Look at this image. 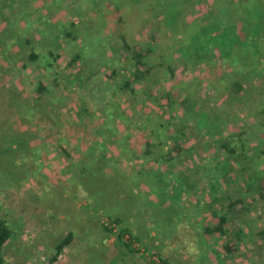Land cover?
Returning <instances> with one entry per match:
<instances>
[{"label": "rangeland", "instance_id": "obj_1", "mask_svg": "<svg viewBox=\"0 0 264 264\" xmlns=\"http://www.w3.org/2000/svg\"><path fill=\"white\" fill-rule=\"evenodd\" d=\"M39 1L55 8L57 13L70 10L57 19L60 28L71 19V9H83L89 5V10H93L95 6L108 2L112 9L104 15L102 29L109 31V37L97 41V46L108 51L107 58L116 57L120 52L128 62L131 54L121 36L130 44L140 46L151 41L154 47L148 54L147 64L155 66L152 69L155 76L143 82L132 80L137 95L133 105L137 109L131 110L129 104L127 113L134 117V122L128 129L102 135V150L106 154L98 161L93 159L92 164L83 155L75 156L73 160V155L67 153L68 148L66 152L50 148L56 153L48 151L45 155L43 149L33 144L37 143L39 132L26 116L28 109L24 100L48 110L50 101L53 104L59 102L61 114L73 115L78 142L82 139L83 127L88 134L93 132L97 110L89 92L77 89L79 72L69 63L78 45L62 37L63 47L55 49L48 25L37 21L39 9H24L16 0H0V78L5 81L0 85V202L2 215L12 229L3 248L6 264H44L55 252V245L69 232L72 233L71 242L53 264H264V205L258 201L260 195L254 198L253 190L247 192V196L243 195L250 208L240 209L244 210L239 212L240 219L233 221V228L242 230L233 242L235 251L225 250L223 243L228 236H219L209 230L214 221L211 210H218L219 202L210 195L207 177L195 181L199 174L209 173L204 170L205 164L211 168L215 166L211 139L205 133L200 134L196 141H191V156L186 159L180 156L173 161L172 167H167L169 162L160 163L158 152L163 145L154 135L165 129L166 120L173 116L182 120L186 113L193 116L203 112L210 117L207 127L211 131L216 134L224 129L229 133L238 132L248 145L254 144L256 147L253 148L259 150V153L250 151L239 160L228 159L229 181L222 178L220 181L232 188L240 186L244 189L248 182L253 184L260 180L248 169L242 172L240 167L250 164L264 168V152L261 150L264 149V84L259 78L247 75L248 68H244L243 62L235 61L222 67L219 65L221 61L217 60L195 68L181 52L189 34L202 23L218 19L217 2L225 1L179 0L183 15L177 23V30H171L165 23L168 18L171 23L175 19L168 16L163 4L159 5L160 0ZM56 6L61 10L58 11ZM223 8L226 11L231 9L228 5ZM208 15L211 18H207ZM52 30L57 34L60 29L55 26ZM25 36L35 40L38 60L28 57L30 47ZM118 61L122 63L123 60ZM167 63L171 64L174 75L168 71ZM257 64L264 74V62L257 61ZM236 78L250 89L247 97L234 96L228 91L230 81ZM38 79L49 84L54 81L52 86L57 92L36 96L34 88ZM163 84L169 93L179 96L192 92L191 108L187 111L180 108L169 114L166 110L160 111L167 108L166 103L151 102L143 110L142 101L148 96V87L157 95ZM110 90L116 104L131 94L127 89L116 88L114 81ZM4 101L6 107L1 103ZM81 108L88 109L89 113H85L84 118H76V112ZM152 110V117L144 115ZM193 127L194 120L186 119L185 129L189 132ZM5 129L10 133L5 134L10 136L7 144ZM109 143L117 150L109 147ZM49 154L56 162L50 164L47 161L51 159ZM168 168L179 171L186 183L178 186L172 179L167 184L161 181V175H171V171L165 174ZM68 171L71 179H67ZM49 175L53 181L41 179ZM53 175L58 178L57 182ZM214 177L212 181L218 182L219 177ZM162 185L164 190L158 188ZM32 188L40 190L37 195L32 193ZM114 214L123 222L118 224L116 231H108L102 221L114 218ZM127 234L136 238L131 240L133 248L125 245ZM152 255L157 259L154 260Z\"/></svg>", "mask_w": 264, "mask_h": 264}, {"label": "trees", "instance_id": "obj_2", "mask_svg": "<svg viewBox=\"0 0 264 264\" xmlns=\"http://www.w3.org/2000/svg\"><path fill=\"white\" fill-rule=\"evenodd\" d=\"M16 1L22 5L24 9L32 7L39 9L40 14L37 21L48 25L49 34L51 33L50 39L55 49H58L59 46L63 47L62 37H64V39L69 38L74 44L78 45V49L72 54L69 63L74 65L79 72V75L76 77L78 83L77 89L89 92L98 115L97 124L93 127V132L90 131L88 134L86 128H82L81 133L83 136L81 141H85L87 137L90 136L89 139L92 143L87 149L92 157L98 161L100 156L96 154V151H98V153L101 151V144L99 143L102 140V135L108 131H110L111 134H114L117 133L119 129H128L129 125L134 122V117H131V115L127 113L129 104L131 105V110L136 111L137 109L135 105H133L135 100H137V95L132 80L134 79L133 81L143 82L155 76V72L152 70L155 66L147 64L148 54L153 51L154 47L152 42H146L144 46H140L138 44H130L125 38H123V36H121L120 38L123 40V43L127 47L131 56L128 62H125L126 58L123 59V57H121L122 53L120 54L119 52L118 56H114L115 60L112 61L114 57L107 58L105 54H107L108 51L104 50L100 45L99 47L97 46V41L104 37H109V31L102 29L105 25L103 22L105 20L103 19L105 18L104 15L109 13L112 9L108 2H104L98 7L95 6L96 9L93 10H89V5L83 9H71L73 10L69 13L71 19L64 28H60L57 19L70 10L64 9V11H62L60 6H56L58 11L61 10L59 11L60 13H57L55 8L44 6V3H40L39 0ZM224 1L225 2L223 3L217 2L218 7L216 12L219 11L218 19L202 23L198 29L192 34H189L187 44L182 46L181 52L187 56L188 60L195 68H201L204 63L209 61L215 62L219 60L221 61L219 65L222 67L230 66V64L235 61L243 62L242 65L244 68H248L246 72L247 75L253 78H259L261 80L259 82L264 84L263 71L260 68L261 66L257 64V61L264 62V0ZM180 3L182 2L179 0H160L159 2V5L162 6L163 4V9L167 12L168 16L173 20L175 19V23L174 21H172V23L171 21H168L169 18L165 21L171 30L178 29L177 23L181 18V15H183V5ZM227 5L231 7L230 11H226L223 8ZM116 7H118V5H116ZM116 7L115 9L118 10ZM208 17L211 18V15H208L207 18ZM170 24L173 26L171 25L170 27ZM55 26H58L60 29L57 34L52 30ZM152 35V40H154L155 35ZM25 41L30 47L28 54L29 57L31 59H36L38 54L35 49V40H32L29 36H25ZM118 60L123 61L121 63ZM161 60H163V57ZM146 64L147 66H145ZM166 66L168 71L174 75L171 64L167 63ZM259 74L261 77H259ZM112 81H114L116 88L127 89L131 93L127 99L120 104H116L114 100H112L113 93L110 90ZM148 88L150 89L146 91L148 96L142 101L143 106L141 107L143 110L147 109L151 102L166 103L167 108L160 111L166 110L169 114L171 113L170 111L180 110V108L187 111L192 106L194 98L192 92H186L179 96L180 94L176 95V93H169L165 89V84H163L162 87L159 88L161 90H157V95H155V91L150 87ZM38 89L44 90L46 89V86L39 81ZM228 91L231 95L234 94V96L238 95L247 97L250 89L244 87V83L241 79L236 78L230 81ZM163 98L165 99V102H161ZM138 99L140 98L138 97ZM1 103L4 105L3 102ZM49 103L51 109L46 112L40 110L42 114L41 117L46 119L49 123H52L51 121L53 120H62V116L59 112L61 106L59 107V104L57 103L53 104L52 101ZM176 104L177 107L174 108ZM85 113H89V110H85L84 108L77 110L76 118H84ZM152 114L153 110L146 111L144 115L149 118L152 117ZM186 114V117L182 120L176 116H173L172 119L166 120L165 129L154 134L157 135V138L161 140L163 145L158 152V155L161 157L160 163L163 164L165 160L166 162H169L167 167H172L174 163L173 161H177L180 156L184 159L188 158L191 156L190 151H192V143L197 140L200 134H207L212 141V150L211 148L210 150L212 153V159L215 160V166L214 168H211L205 164L204 170H208L209 173L199 174L195 181L201 180L203 177L208 178L207 182L210 195H212L214 201L219 202L220 209L211 210V213L214 216V221L210 224L209 230L211 233H216L219 236H228V238H226L227 241L223 243V247L227 251H235L236 248L233 246V242L236 238H239L240 231L242 230H239V228L234 229L233 227L235 225L233 221L235 219L236 221L240 219L239 212H244V210L240 211V209L250 208V205L245 203L243 195L247 196L246 193L253 190L254 192H252V195L254 198H256L257 195H260L258 201H262V205H264V168H257L250 164H245L240 167L242 168V172H247L248 169V171L255 175V178L260 179L253 184L248 182V186L244 189L240 186L232 188L229 184L221 182L220 179L222 178L224 181H229L228 175L230 174V169L227 166L228 159L239 160L244 158L250 151H255L254 153H256L259 150L253 148L256 147L254 144L248 145L238 132L229 133L225 131V129L223 130V127L221 129L224 132H221V130L218 131L220 134L211 131L207 127V124L210 123V117L207 114H203V112L197 113L193 116L188 113ZM4 117L6 118L7 115L5 114ZM189 118L194 120V127L188 132L185 129V123L186 119ZM4 132V135H10L8 129H5ZM111 134L108 135L112 136ZM6 135L4 138L7 144L10 136L6 137ZM12 141L13 140L11 139L10 142ZM262 141H264V139ZM261 150L264 152V149ZM170 171L171 169L168 168L165 174H170ZM161 176L162 178H160V180L165 181L166 184L169 183V179L174 180L178 186L182 183H186L184 177L181 176L179 171L174 172L172 170L169 177L166 175L167 178L164 174ZM214 176L219 177L218 182L212 181V177L216 178ZM158 188L164 190L163 185ZM164 198L166 197H163V199ZM107 219L108 223L102 221V225L105 229L111 231H116V229L113 228H116L118 224L122 222L119 218ZM108 224L113 225L110 226ZM127 229L128 228H126V230ZM260 232H262V230H260ZM11 234L12 229L6 218L2 215V203L0 202V264H6L3 256V248L11 237ZM127 235L128 238L125 239L128 242L125 245L130 247L132 244L131 240H136V238L131 234ZM71 239L72 233L69 232L55 245V252L49 256L44 264H53L57 261L59 254L69 245Z\"/></svg>", "mask_w": 264, "mask_h": 264}, {"label": "crops", "instance_id": "obj_3", "mask_svg": "<svg viewBox=\"0 0 264 264\" xmlns=\"http://www.w3.org/2000/svg\"><path fill=\"white\" fill-rule=\"evenodd\" d=\"M28 54H29V52H28ZM37 54H38V52H37ZM28 57H29V55H28ZM32 60H38V57L36 59H32ZM10 63H11V61L9 62V65H10ZM39 81L42 82L46 86V89H44V90L38 89V82ZM16 82H19V81H16ZM54 83L55 82L53 81V83L49 84V83H47V81L45 82L41 79H38L36 81L35 88H34L35 95L38 96L40 94H45V93L51 95L52 92H57V90L54 89V87L52 86V84L54 85ZM1 84H5V81L3 80V78H0V85ZM24 101H25L24 105H26V107L28 109L26 116L30 117V121H33L35 123L37 130L39 132L38 139L36 140L37 143L36 144L33 143L36 147L43 149L45 155L48 151L52 152V153H56L54 151H50L49 150L50 148H53L54 150L56 148L62 149L64 152H66L67 151L66 148H68L69 150L67 153L69 154V156H70V154L73 155V160H74L75 156L78 157V156L83 155L87 161H89L90 163L93 164L94 157H92V155L88 152L89 150L87 149V148H89V146L92 142L90 141V139H87L85 141L80 140L78 142L77 137H76V135H78L77 129L74 126V124L72 123L74 121V120H72L73 115L65 116V114L60 113L63 120H60V121L53 120V121H51L52 123H49L48 121H46V119L41 117L42 114H41L40 110H44L45 112L49 111L51 109L50 105H49L50 108L48 110V109L40 108L38 105H36V103H28L26 100H24ZM3 103H4V107H6L5 105L7 103L5 101ZM56 103L59 104V102H56ZM30 111H31V114H30ZM59 112H61V111L59 110ZM38 114H39V116H38ZM99 144H101V151L99 153H98V151H96L97 152L96 154L99 155L101 158L102 155L106 154V151L102 150L103 149V142L101 141ZM54 145H58L59 147L54 146ZM60 145H62L63 148H61ZM70 145L72 147V151L70 150ZM108 146L109 147L113 146V148L114 149L116 148V150H117V147L114 144L109 143ZM49 156L51 157V159L47 160V161H49L50 164L53 162H56V160L51 156V154H49ZM41 157L43 158V156H41ZM44 157L48 158L47 156H44ZM51 173H53L52 169H51ZM74 173H76V172L74 171ZM74 173L72 174L73 177L75 175ZM66 174H67V179L72 178L70 171H68ZM51 178H52V176L49 175V176H43V178H41V179H43L44 181L48 180L50 182V181H53V180H51ZM54 178H56V177L54 176ZM57 181H58V178H56L55 182H57ZM45 188L46 187H44L43 189L45 190ZM33 189H34V192L32 191V193H35L36 195H37L38 191H40V190H36L35 188H32V190ZM112 217L121 219L118 215H115V214L112 215ZM129 226H131V225H129Z\"/></svg>", "mask_w": 264, "mask_h": 264}, {"label": "built area", "instance_id": "obj_4", "mask_svg": "<svg viewBox=\"0 0 264 264\" xmlns=\"http://www.w3.org/2000/svg\"><path fill=\"white\" fill-rule=\"evenodd\" d=\"M104 222H105V223H108V219H105ZM108 225L111 226V225H113V224H108ZM113 229H115V228H113ZM152 258H153L154 260L157 259L156 256H154V255H152ZM157 261H158V260H157Z\"/></svg>", "mask_w": 264, "mask_h": 264}]
</instances>
